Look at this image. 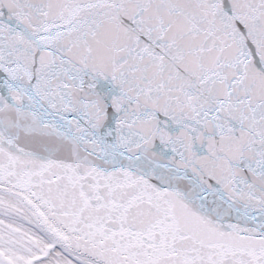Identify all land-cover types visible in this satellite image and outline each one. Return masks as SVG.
Here are the masks:
<instances>
[{
	"label": "snow or ice",
	"instance_id": "snow-or-ice-1",
	"mask_svg": "<svg viewBox=\"0 0 264 264\" xmlns=\"http://www.w3.org/2000/svg\"><path fill=\"white\" fill-rule=\"evenodd\" d=\"M0 264H264V0H0Z\"/></svg>",
	"mask_w": 264,
	"mask_h": 264
}]
</instances>
